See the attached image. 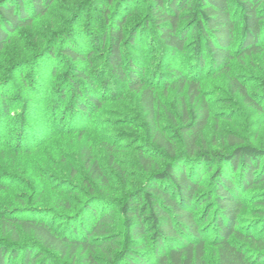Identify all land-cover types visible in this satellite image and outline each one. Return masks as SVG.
<instances>
[{"label":"trees","instance_id":"16d2710c","mask_svg":"<svg viewBox=\"0 0 264 264\" xmlns=\"http://www.w3.org/2000/svg\"><path fill=\"white\" fill-rule=\"evenodd\" d=\"M57 1L0 0V152L84 134L111 95L129 92L143 112L135 108L134 120L154 141L139 155L144 182L118 200L105 197L108 169L83 145L80 207L51 219L53 211L5 205L0 264H264V142H202L213 118L202 95L209 76L225 75L231 95L264 110L232 71L264 50V0H93L88 35L80 21L44 25ZM149 36L157 44L148 51ZM160 90L182 94L169 133L154 121ZM155 156L164 159L156 168Z\"/></svg>","mask_w":264,"mask_h":264},{"label":"rangeland","instance_id":"374dc122","mask_svg":"<svg viewBox=\"0 0 264 264\" xmlns=\"http://www.w3.org/2000/svg\"><path fill=\"white\" fill-rule=\"evenodd\" d=\"M54 7L44 25L52 22L59 24L64 19L65 27H72L73 20L74 23L80 21V26L75 27H80L87 35L90 33V28L84 25L89 20L92 21V16L86 19L88 12L94 13V19L96 17L93 10L96 4H93V0H58ZM82 14L84 18H80ZM149 37L145 42V49L157 44L153 36ZM157 54L158 50H155L154 62L157 61ZM232 71L237 79L248 84L252 97L264 107V50L252 57L235 60ZM228 81L225 75H220L209 76L203 83L202 95L211 103L213 118L203 133L202 142L210 149H222L228 143L229 137L236 135L259 145L264 142V110L249 104L239 93L231 95L227 87ZM181 95L176 90L158 92L154 120L157 131L169 133L176 127L174 119L177 113L172 114L171 111H174V99L182 103ZM41 102L44 103V100ZM135 108L143 116L137 104V97L130 92L123 97L111 95L101 110L91 114L90 121L94 123L86 133L64 132L40 148L25 154L1 151L0 238L5 237L1 226V219L8 214L5 212V205L11 209L20 208L18 211L24 207H39L47 213L53 211L54 213L48 216L51 219H59L62 213L70 212V208L74 211L81 206V202L86 200L85 193L88 189L84 181L88 176L80 162V149L83 145H89L99 161L108 169L112 185L108 188L109 196L108 194L105 196L107 199L118 200L130 188L142 184L145 176L139 166L140 151L144 149L145 144L153 143L154 137L148 135L145 127L134 120ZM109 144L115 145L112 153L115 155L117 166L113 168L109 166ZM156 158L154 168L164 160L162 157ZM56 168L64 174H58ZM74 168L79 169V175L73 174ZM97 185L100 187L101 184L97 182ZM114 211L116 213L114 219L120 229H123V222L117 215V210ZM245 215L252 218L251 213ZM61 223L58 225L61 226ZM26 239L31 238L28 236ZM98 254L101 255L100 252ZM209 257L214 259L212 253ZM61 261L72 264L66 259Z\"/></svg>","mask_w":264,"mask_h":264}]
</instances>
